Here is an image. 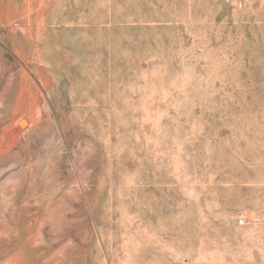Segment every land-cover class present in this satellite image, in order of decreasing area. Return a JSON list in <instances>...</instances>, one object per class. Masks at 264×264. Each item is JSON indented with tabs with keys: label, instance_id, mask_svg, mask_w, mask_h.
<instances>
[{
	"label": "rangeland",
	"instance_id": "374dc122",
	"mask_svg": "<svg viewBox=\"0 0 264 264\" xmlns=\"http://www.w3.org/2000/svg\"><path fill=\"white\" fill-rule=\"evenodd\" d=\"M0 264H264V0H0Z\"/></svg>",
	"mask_w": 264,
	"mask_h": 264
},
{
	"label": "bare ground",
	"instance_id": "6f19581e",
	"mask_svg": "<svg viewBox=\"0 0 264 264\" xmlns=\"http://www.w3.org/2000/svg\"><path fill=\"white\" fill-rule=\"evenodd\" d=\"M20 121H21V120H20ZM20 121H19V122H20ZM22 121H23V120H22ZM24 126H25V125H24Z\"/></svg>",
	"mask_w": 264,
	"mask_h": 264
}]
</instances>
